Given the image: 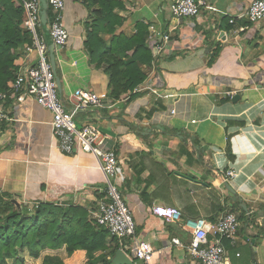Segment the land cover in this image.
I'll return each mask as SVG.
<instances>
[{
    "label": "crops",
    "instance_id": "1",
    "mask_svg": "<svg viewBox=\"0 0 264 264\" xmlns=\"http://www.w3.org/2000/svg\"><path fill=\"white\" fill-rule=\"evenodd\" d=\"M65 1L70 38L65 50L55 51L61 97L69 104L77 90L109 95L105 68L91 64L84 47L88 10L82 0ZM172 1L131 0L134 10L121 13L127 21L119 31L128 37L137 22L149 25L147 43L155 59L137 89L151 87L157 94L108 97L102 107L80 114L77 126L97 128L118 155L115 183L132 212L137 237L154 248L150 264L196 263L184 248L192 239L186 222L215 223L233 210L227 184L254 219L240 220L235 245L224 242L229 264H264L259 215L264 211V20L246 22L254 0H205L210 9L189 19L172 16ZM231 19L237 25L229 24ZM239 25L248 28L235 33ZM165 36L170 37L166 44ZM162 42V50H155ZM35 58H25L24 66ZM4 111L0 193L19 203L73 201L87 206L96 221L107 183L95 156L63 153L53 134L52 112L31 96L11 98ZM229 170L238 176L226 178ZM154 207L176 209L181 218L168 222L153 214Z\"/></svg>",
    "mask_w": 264,
    "mask_h": 264
},
{
    "label": "trees",
    "instance_id": "2",
    "mask_svg": "<svg viewBox=\"0 0 264 264\" xmlns=\"http://www.w3.org/2000/svg\"><path fill=\"white\" fill-rule=\"evenodd\" d=\"M82 4L88 10L84 47L91 64L98 69L104 67L109 76L108 96L117 101L136 94L155 59L147 43L149 25L137 22L131 37L119 31L127 21L121 13L134 10L131 0H82ZM24 20L19 0H0V92L12 87L25 65V46L33 43L32 34L24 29ZM104 35L111 38L109 42ZM14 199L0 193V264L9 260L26 264L25 252L38 260L46 251H64L66 258L48 254L42 264H114L120 242L90 220L87 206L73 201H22L17 206ZM233 207L232 212H240L239 221L253 223L239 202Z\"/></svg>",
    "mask_w": 264,
    "mask_h": 264
},
{
    "label": "built area",
    "instance_id": "3",
    "mask_svg": "<svg viewBox=\"0 0 264 264\" xmlns=\"http://www.w3.org/2000/svg\"><path fill=\"white\" fill-rule=\"evenodd\" d=\"M19 1L25 11L24 29L33 36V43L25 46V53L27 58L32 54H36V58L34 64L22 67L9 90L0 92V127L7 120L4 104L11 98L23 100L24 96H31L43 108L52 112V130L59 149L67 155L81 152L92 154L98 160L100 169L106 177V196L98 205L96 223L107 229L111 237L119 240L121 250L126 254L132 253L141 264H150L154 248L149 242L137 237L132 212L123 202L115 183L119 178L118 155L108 146L106 137L97 128L92 125L79 128L76 122L80 114L102 107L109 96L88 90H77L69 98V104L64 102L59 94L56 75L50 60L49 45L41 25V2L40 0ZM47 2L50 37L55 51L60 52L68 46L70 38L64 22L66 1L47 0ZM203 8L210 9L205 0H173L169 10L175 18L189 19L198 18ZM244 17L250 24L263 21L264 0H254ZM229 22L231 25H237L235 19ZM247 28L246 25H239L235 33L245 32ZM169 40V36L164 37L165 44ZM164 42L157 43L155 50H162ZM147 90L157 94L151 87L136 89L134 93ZM225 176L234 179L238 174L234 170H229ZM153 214L168 222L181 218L178 210L165 207H154ZM240 226L238 215L232 211L223 215L215 223L205 219L187 221L186 228L192 235L190 244L184 247L178 239H174L173 244L184 247L196 262L195 264H229L228 251L224 242L229 241L235 245ZM128 241L130 244L127 243Z\"/></svg>",
    "mask_w": 264,
    "mask_h": 264
},
{
    "label": "water",
    "instance_id": "4",
    "mask_svg": "<svg viewBox=\"0 0 264 264\" xmlns=\"http://www.w3.org/2000/svg\"><path fill=\"white\" fill-rule=\"evenodd\" d=\"M41 2V25L42 29L45 34V38L49 45V51H50V60L53 67V71L56 75V81L58 85L59 94H62V82L60 77L57 73V62H56V54H55V47L53 45V42L50 37L49 27H48V2L47 0H40ZM227 189L231 194V197L234 202H241V207L245 210V212H248V207L246 204L242 203L241 199L238 198L236 192L227 184ZM14 204L17 206H20V203L16 200L13 201ZM261 217L264 218V211L260 212L259 214ZM113 263L114 264H134L133 259L128 256L123 250L119 249L116 254L113 257Z\"/></svg>",
    "mask_w": 264,
    "mask_h": 264
},
{
    "label": "rangeland",
    "instance_id": "5",
    "mask_svg": "<svg viewBox=\"0 0 264 264\" xmlns=\"http://www.w3.org/2000/svg\"><path fill=\"white\" fill-rule=\"evenodd\" d=\"M127 19V18H126ZM25 56H26V53H25ZM27 59V56L25 57ZM48 254H51V255H59L61 256L63 259L66 258V253L64 251H58V252H50V251H46L44 253H42V256L38 259V260H35L33 258L30 257L29 253L28 252H25L23 254L25 260H26V264H42V261L43 259L45 258L46 255ZM130 255V254H129ZM14 261L13 260H9L7 264H13ZM138 263H140L138 261Z\"/></svg>",
    "mask_w": 264,
    "mask_h": 264
},
{
    "label": "bare ground",
    "instance_id": "6",
    "mask_svg": "<svg viewBox=\"0 0 264 264\" xmlns=\"http://www.w3.org/2000/svg\"><path fill=\"white\" fill-rule=\"evenodd\" d=\"M130 254V255H129ZM128 256H130L131 258H132V256H133V254L132 253H128ZM133 258H135L134 256H133ZM132 258V259H133ZM134 261V260H133ZM138 261V260H137Z\"/></svg>",
    "mask_w": 264,
    "mask_h": 264
}]
</instances>
